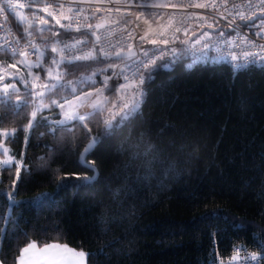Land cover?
<instances>
[{
    "label": "trees",
    "instance_id": "16d2710c",
    "mask_svg": "<svg viewBox=\"0 0 264 264\" xmlns=\"http://www.w3.org/2000/svg\"><path fill=\"white\" fill-rule=\"evenodd\" d=\"M8 59L17 58L0 55ZM117 62L62 63L58 95L20 87L8 93L18 115L0 106V131H13L0 144L20 160L0 168L1 264H18L33 241L83 251L87 264H222L236 248L264 260V69L157 63L144 74L139 114L122 127L106 135L105 112L94 111L85 124L58 123L51 101L94 91L102 74L78 92ZM92 137L95 172L80 161Z\"/></svg>",
    "mask_w": 264,
    "mask_h": 264
},
{
    "label": "built area",
    "instance_id": "2783aa9c",
    "mask_svg": "<svg viewBox=\"0 0 264 264\" xmlns=\"http://www.w3.org/2000/svg\"><path fill=\"white\" fill-rule=\"evenodd\" d=\"M0 8V55L29 64L42 66L48 56L55 57L53 45L63 48L67 60L89 47L95 57L104 58L134 49L135 56L112 64L102 90L128 83L157 63L165 69L182 60L187 70L197 66H228L234 72L264 69V0H0ZM23 17L43 22L46 35L35 37L25 31V24L18 23ZM77 39L82 43L64 48ZM21 49L29 55H19ZM13 50L17 55H12ZM152 59L155 64L143 69V63ZM81 61L86 60L73 63ZM246 63V69L237 70V65ZM131 92L127 88L126 99ZM235 255V261L222 264H264L259 256L240 248Z\"/></svg>",
    "mask_w": 264,
    "mask_h": 264
},
{
    "label": "snow or ice",
    "instance_id": "6c2138e0",
    "mask_svg": "<svg viewBox=\"0 0 264 264\" xmlns=\"http://www.w3.org/2000/svg\"><path fill=\"white\" fill-rule=\"evenodd\" d=\"M8 2V0H6V3ZM32 2V0H30V3ZM9 7H15L14 5H11L9 3L8 5ZM199 6V5H197ZM20 7H23L22 5ZM0 10H2V8H0ZM49 15H51V13H49ZM241 18L243 19V15L241 16ZM59 23V21H57ZM18 23H23L25 25H27V21L26 20H22V21H18ZM62 27H70V26H64L62 25ZM77 31H79V29H76ZM55 35H58V33H56ZM99 39V38H98ZM82 43V41H80L79 39L75 40V42L72 45H64V48H75L78 44ZM152 43H155V41H152ZM51 52L56 53L57 55L55 57H50L51 60V65L45 69V71L47 72V77L49 80L54 81L53 83H44L42 85V87L44 89L47 90V92L49 94L55 93V94H59L57 92L58 88H63V85L60 84V80L62 78V74L59 72V65L62 63H73L75 60H90V59H95V55H94V49H92L91 47H89V49L87 51L84 50H80L78 55H74L72 57L71 60H67V58L64 55V50L63 48H58L57 46L53 45L51 47ZM12 55L15 56L17 55V52L15 50H13ZM19 55L21 56H28L29 53L24 51V50H20L19 51ZM43 53H39V56L43 57ZM117 55H119V53H117ZM145 55H147V53H145ZM233 59H236V57H233ZM245 59L247 60V56L245 57ZM252 63H255V61H251ZM21 63H23L25 65V67H27L29 69V74L31 75V71L30 69L32 67H41V63L40 62H35L32 64H29L27 61H21ZM149 64H155V59H152L150 61L144 62L142 67L143 69L147 70L149 67ZM10 66H14V65H10ZM248 67V64H244V65H237L236 68L237 70H243L246 69ZM55 73V74H54ZM35 79H39V77H35ZM124 79L126 81H128V77L125 76ZM144 75L141 74L139 76H134V79L131 81H128V83H125L123 85H114L113 89H112V94L115 95V93L117 92V90H122L124 88H131L133 89V91L130 93V101L131 102H123L120 105V108L118 109V111L121 113V119L119 123L113 124V120L115 119V113L110 116L107 119H104L102 121L105 129H106V135L110 134L111 130L113 128H120L124 125L125 121H130L131 119H133L134 117H136L139 114V110H140V104L142 102L141 98L144 95V90L142 88V85L144 84ZM148 79H151V73H148ZM18 90L13 88V94H15ZM72 91H75V89H72ZM37 95L39 96H44L45 93L39 92L37 93ZM86 96H91V93H86ZM124 93L121 91V98L123 97ZM76 99H80L81 100V104L77 105L76 107H84L85 104L83 102L84 97L81 96H77ZM103 103L104 101L102 100V93H100V95L97 97V99L91 101L90 106L94 109V114L96 115H101L103 112L108 111L107 108L103 107ZM51 104L60 107L61 109H64L65 104L68 105H72L73 101L68 100V99H64L63 103L58 102L57 100L53 99L51 101ZM0 106H5V107H9L10 109H13L15 111V114H19L20 106L19 105H13L10 98L8 97L7 94V86L5 87V94L0 96ZM27 106V102L24 103V107ZM117 105L116 103L112 104V108H116ZM40 109L37 108L35 111H33L31 113V116L33 118V120L36 117V113L37 111H39ZM65 120L62 121H58V123L63 124L66 121H71V120H79V121H84L86 119H89V116H86L84 114H80L78 111L69 108L67 111H65ZM29 128H31V123H29L28 125ZM85 127H87V125H85ZM90 131V129H89ZM91 142L85 147L84 152L81 154V163L88 169H90L91 171L95 172L96 170L94 168L91 167V164L87 161V155L95 148L96 144L99 143V138L97 137H92L90 138ZM151 149H149L150 151ZM148 153H145V156H147ZM19 163V162H17ZM5 166L9 165V161H5L4 162ZM75 175V174H74ZM76 179L79 180L80 177L77 175ZM96 176H92L91 178H89L88 176H84L82 183H88L91 184L95 181ZM76 186V185H73ZM15 198H12V203H15ZM61 248L60 245H47L44 248L41 249L42 252H47L49 249H59ZM30 249H36V243L33 241L31 242L28 246L24 247L22 249V252L27 253L29 252ZM64 251L67 252H71L73 256L75 257H79L80 258V264H87V256L88 254L80 251V252H75L72 249H68L67 246H63ZM21 261H22V257H21Z\"/></svg>",
    "mask_w": 264,
    "mask_h": 264
},
{
    "label": "rangeland",
    "instance_id": "374dc122",
    "mask_svg": "<svg viewBox=\"0 0 264 264\" xmlns=\"http://www.w3.org/2000/svg\"><path fill=\"white\" fill-rule=\"evenodd\" d=\"M23 19H25V17H23ZM27 21V25L26 26V30L27 32H29V34H33L35 37H39L42 34H44L46 32L45 27H43L41 25V23H35L34 20L31 19V17H27L25 19ZM41 21V20H40ZM9 62L6 61H0V95H4L5 94V87L7 86V94L13 91V88L15 89H19L20 87H26L28 89H30L33 92V95L38 97V98H42L43 96H39L37 95V93L39 92H44L45 94L47 93V90L44 89L42 87V85L44 83H53L54 81H51L48 79V77H43L40 73H38V69L35 68H31V75L29 74V69L27 67H25V65L23 63H21L22 60L20 59H8ZM10 65H14V66H10ZM61 65V64H60ZM59 65V68H60ZM112 65L110 64H106L105 66H103L102 68H100L99 70L95 71L94 73H92L91 75L87 76L84 78L85 82L82 83L81 85V90H78V92L84 91L83 89L87 88V86H91L94 84H88V83H95L96 82V76L102 74V80H101V85H99L97 87V89H95L94 91H90L89 93H91V96H86V93H82V94H77V96H81L84 97V107H79L77 108L76 106L81 104V100L80 99H76L77 96L72 97V99H68L73 101L72 105H68L65 104L64 109H62V120H65V111H67L69 108H72L76 111H78L80 114H84L86 116H88L90 114L91 111H94V109L90 106L91 101L97 99V97L100 95V93H102V100L104 101L103 103V107L107 108L108 111H105V116L104 119H107V117L112 116L115 113V116H121V113L118 111V109L120 108V105L123 102H131L130 101V97L128 99H126L125 96V90H117V92L115 93V95L112 94V88H106V90H102L104 87V81L106 78H108L110 76V67ZM43 69H47L48 66L45 65L44 67H42ZM42 68H40L39 70H41ZM55 74V73H54ZM39 77V79H35V77ZM144 77H146V75H144ZM145 81V79H144ZM60 84H61V80H60ZM121 91L124 93L123 97L121 98ZM133 91V89H132ZM116 103L117 107L116 108H112V104ZM38 105L39 102H38ZM39 107H43V106H39ZM112 112V114L110 115V113ZM75 120H71V121H66V122H73ZM78 121V120H77ZM85 121H80V123H84ZM1 134L3 135V138H6L10 135H12L13 131H0ZM0 153L2 155H0V168L4 167L5 164L4 162L7 160L9 161V165H13L17 162V164H20V160L17 159V157L13 156L11 154V148L9 146H7L4 142L0 144ZM68 249H71L69 247H67ZM73 250V249H72ZM75 251V250H74ZM78 252V251H75ZM61 257L66 260L70 259V261H73V264H80V258L79 257H75L72 255L71 252L65 253L64 255H61ZM57 264V263H56ZM61 264H63V261H61Z\"/></svg>",
    "mask_w": 264,
    "mask_h": 264
},
{
    "label": "crops",
    "instance_id": "0c3cea01",
    "mask_svg": "<svg viewBox=\"0 0 264 264\" xmlns=\"http://www.w3.org/2000/svg\"><path fill=\"white\" fill-rule=\"evenodd\" d=\"M53 245V244H50ZM54 245H60V244H54ZM61 248L59 249H49L47 252H42L41 249L44 247H38L36 245V249H30L29 252L21 253V256L18 260V264H61V261H63V264H73V261H70V259L66 260L64 257L62 258L61 255H64L65 253H68L67 251H64L63 246L60 245ZM22 257V261H21ZM1 264V262H0Z\"/></svg>",
    "mask_w": 264,
    "mask_h": 264
},
{
    "label": "water",
    "instance_id": "95a60500",
    "mask_svg": "<svg viewBox=\"0 0 264 264\" xmlns=\"http://www.w3.org/2000/svg\"><path fill=\"white\" fill-rule=\"evenodd\" d=\"M136 55V51L134 50V49H132V50H129V51H126V52H123V53H121V54H119V55H116V56H114L113 58H112V60H114V61H119V60H123V59H127V58H130V57H133V56H135ZM93 151V150H92ZM91 151V152H92ZM83 152H84V150H83ZM82 152V153H83ZM90 152V153H91ZM81 153V154H82ZM89 153V154H90ZM89 154L87 155V157L89 156ZM80 161H81V155H80Z\"/></svg>",
    "mask_w": 264,
    "mask_h": 264
}]
</instances>
